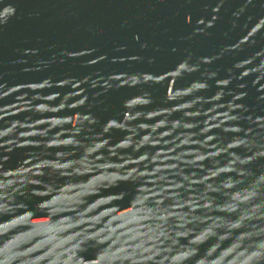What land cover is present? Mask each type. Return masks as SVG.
<instances>
[{"label":"water","instance_id":"95a60500","mask_svg":"<svg viewBox=\"0 0 264 264\" xmlns=\"http://www.w3.org/2000/svg\"><path fill=\"white\" fill-rule=\"evenodd\" d=\"M0 264H264V0H0Z\"/></svg>","mask_w":264,"mask_h":264}]
</instances>
